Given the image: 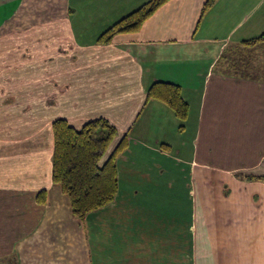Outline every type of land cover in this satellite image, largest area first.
<instances>
[{"label": "crops", "instance_id": "0c3cea01", "mask_svg": "<svg viewBox=\"0 0 264 264\" xmlns=\"http://www.w3.org/2000/svg\"><path fill=\"white\" fill-rule=\"evenodd\" d=\"M148 1L0 0V30L25 34L1 39L3 68L12 72L13 64L17 73L38 60L41 80L53 84L39 89V121L27 116L28 94L0 87L9 111L0 123L17 110L12 123H50L29 125L23 150L11 153L19 162L0 167V264H104L95 237L120 216L142 239L143 227L155 232L166 217L184 233L189 264L192 256L195 264H264V43L242 44L264 33V0H216L207 11V0H169L138 32L100 42ZM49 15L50 23H33ZM157 82L181 86L185 121L147 99ZM98 118L118 129L112 149L126 135L128 146L117 158L114 202L80 221L52 180V123L80 129ZM42 191L45 203L37 200Z\"/></svg>", "mask_w": 264, "mask_h": 264}, {"label": "trees", "instance_id": "16d2710c", "mask_svg": "<svg viewBox=\"0 0 264 264\" xmlns=\"http://www.w3.org/2000/svg\"><path fill=\"white\" fill-rule=\"evenodd\" d=\"M168 1H148L111 26L102 34L100 42L109 44L116 35L138 32ZM215 2L216 0H207L203 11H207ZM262 43L264 33L242 42L246 48H253ZM147 99L163 101L181 121L188 117L189 105L183 99L179 85L157 82L149 89ZM52 130V180L69 199L72 214L78 220L84 221L90 213L114 202L119 192L117 158L128 146L127 135L112 149L119 132L106 118L90 120L80 129L66 119H57L52 123ZM259 179L264 181V178ZM45 196V191H42L37 200L45 203Z\"/></svg>", "mask_w": 264, "mask_h": 264}, {"label": "rangeland", "instance_id": "374dc122", "mask_svg": "<svg viewBox=\"0 0 264 264\" xmlns=\"http://www.w3.org/2000/svg\"><path fill=\"white\" fill-rule=\"evenodd\" d=\"M45 2V1H43ZM52 10H58L57 8L53 7L50 8ZM36 20L33 21L34 24L37 23V20L39 22H42L44 19L47 21V23H50L51 20L54 18L53 16L49 15L41 19L40 17H34ZM41 19V20H40ZM12 24H18V21L16 19H13V21L9 22V26ZM32 25L28 27V30H30ZM6 35H9L11 38V41L19 40V37L22 38V35H25L24 32H15L11 33L4 29L0 30V41L3 37ZM8 48H6L7 50ZM37 58H41L39 55H37ZM5 61L0 56V71L3 72L0 77V87H5L8 93H15L16 91L21 94H28L26 98L30 99V102L34 106H32V110L27 114V116L32 119H36L35 121H39L43 117L39 113V109L42 106L41 101L39 100V94H41V91H39L40 87H53V84H48L46 81H43L41 79L43 75V64L39 63L38 60L32 59L24 61L22 64L23 68L21 67V70L19 72H15V69H13L12 66V72L6 70V68L3 66ZM42 64V65H41ZM18 66V64H15V67ZM19 68V67H18ZM18 71V70H17ZM11 74V83H8L7 77H10ZM9 88V89H7ZM51 89V88H49ZM26 90H30L29 93H25ZM33 93V94H32ZM51 93V92H50ZM58 97V95L54 94L52 97L54 98ZM1 97V96H0ZM52 98V99H53ZM56 102L52 103V105H55ZM1 106V105H0ZM20 106H17L19 108ZM8 109H3V107H0V119H3L6 113H8ZM19 111L12 112L10 116H6V118L12 119L9 121V123H0V167H8L10 163H18V156L14 159H12L13 155L11 153H15V151H21L22 143L25 141L24 137V131L28 129V126L31 125V127L38 126L39 129H41L42 126L49 125L50 123H12L13 121H16L19 119ZM28 136L29 133L27 131ZM16 165V164H14ZM163 211L164 209H159ZM157 212V211H156ZM169 218V217H168ZM165 222L161 223L160 226L155 227L151 222L152 226L155 227V232H151L149 230V227H143L145 230L143 231L145 236L144 238H139L133 234L135 231H139L138 228H135L134 225L130 227H126L123 225V216L115 217L111 220V225L107 227V234H103L100 238L97 236L95 237V251L96 254L100 258H105L104 264L106 262L111 263L112 261H119L120 264H189L185 260V256L183 255V231L173 232V226L172 224H168V219L166 217L164 218ZM144 223H146L148 220L144 218ZM119 225H117V223ZM110 228V229H108ZM157 233V234H156ZM102 239V240H100ZM188 245V244H187ZM144 248H149L152 250L150 253L151 255H144L141 256L137 254L140 250H144ZM138 251V252H136ZM190 258V256H188ZM197 261V257L192 256L191 257V264H195Z\"/></svg>", "mask_w": 264, "mask_h": 264}]
</instances>
